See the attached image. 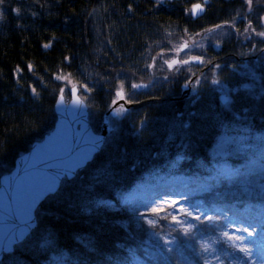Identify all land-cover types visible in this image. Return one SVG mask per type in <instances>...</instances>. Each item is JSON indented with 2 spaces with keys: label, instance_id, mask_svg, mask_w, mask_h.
I'll return each instance as SVG.
<instances>
[{
  "label": "trees",
  "instance_id": "1",
  "mask_svg": "<svg viewBox=\"0 0 264 264\" xmlns=\"http://www.w3.org/2000/svg\"><path fill=\"white\" fill-rule=\"evenodd\" d=\"M192 1L0 5V176L53 127L54 102L69 87H78L95 131L118 92L132 104L109 118L101 149L39 203L36 227L0 264H207L203 249L211 241L225 264L235 248L220 244L228 240L214 219L217 208L234 202L264 217V166L220 177L207 155L221 121L241 138L228 157L231 166L250 157L264 160V36L258 35L264 32V0H208L196 19ZM218 28L221 35L182 56L181 43ZM173 58L181 61L169 69ZM190 78L194 92L185 97ZM220 86L229 92L226 107L219 103ZM177 126L182 140L172 141ZM257 129L263 133L254 137ZM176 153L178 173L197 181L212 176L197 196L210 216L189 229L176 226L164 210L141 211L119 200L139 180L167 170ZM165 236L171 244L162 242ZM50 252L62 253L63 260L51 261Z\"/></svg>",
  "mask_w": 264,
  "mask_h": 264
},
{
  "label": "water",
  "instance_id": "2",
  "mask_svg": "<svg viewBox=\"0 0 264 264\" xmlns=\"http://www.w3.org/2000/svg\"><path fill=\"white\" fill-rule=\"evenodd\" d=\"M196 4H200L203 11L193 16L191 10ZM204 10V4L196 2L191 6L190 15L196 19ZM191 80L183 91L184 96L188 95ZM62 96L63 105L58 103ZM114 100L116 103L112 102L103 113L96 132L89 123L87 104L78 87H69L68 100L59 94L54 102L53 127L41 139L33 141L28 150L15 158L12 169L0 176V260L36 227L35 209L39 203L57 191L63 178H72L100 150L109 131V115L115 117L118 107L128 110L132 105L118 96ZM220 101H225L223 95ZM13 235L22 237L10 243Z\"/></svg>",
  "mask_w": 264,
  "mask_h": 264
},
{
  "label": "rangeland",
  "instance_id": "3",
  "mask_svg": "<svg viewBox=\"0 0 264 264\" xmlns=\"http://www.w3.org/2000/svg\"><path fill=\"white\" fill-rule=\"evenodd\" d=\"M194 2L196 1L193 0L192 3ZM216 30H212L211 32H202L203 34L197 35V38L193 39V42H191L190 44L188 42L185 43V41L183 44L181 43L180 48L183 47L181 49L186 50L185 54L182 53V56L186 57V54H189L191 56L190 51L203 47L209 42V40H214L216 35H221L223 33V30L221 28H218ZM185 45H187V47H185ZM175 52H177V49L175 50ZM173 60L181 61V59L179 58H173L170 63H172ZM65 92L66 91H64V97L66 100H68V94ZM193 92L194 87H191L188 90V94L191 95L193 94ZM228 93L229 92L225 87L220 86L219 94L223 95L225 101L223 103H219L220 105H223V107H226L228 101L230 100ZM119 108L120 107H118L117 109ZM123 114L124 111H121L120 114L116 115L115 117L121 116ZM110 117L111 116H109V118ZM216 123L218 124V131L213 137L211 145L207 150V155L210 160L212 170L213 172H215V176L227 177L240 172L241 169L242 172H250L254 171L255 169L263 168L264 160H259L256 157H250L248 158V160L239 163L237 166H231L229 164L228 157L232 155V146H235V138L237 140L241 138L236 134V132L227 129L223 122L218 121ZM262 133L263 131L259 129L252 131L254 137H258ZM170 137H172V141H177V138H179V140H182L181 129L178 126L175 127V129H172ZM160 154V150L155 152L153 154V158H158ZM107 158L110 157L106 156L105 159ZM180 158L181 154L176 153L171 163L167 166V170L161 173H157L153 178L146 176V178L139 180L132 188L123 191L119 197L120 202H129L139 208L141 211L159 212L161 213V215L164 210V213H169L171 215V219L174 221L175 225L179 226V228L182 229L192 228L197 217H209L210 211L208 210V208L202 205L201 201L197 199V196L208 189L210 184L207 182V180H209L212 176L208 175L205 177V180L203 181H205L206 183H203V181L189 180L182 173H178L177 168L174 167V163ZM124 167L125 165H122V168ZM165 182H169L173 185L172 191L165 192L159 190L153 196L141 195V193L145 189L151 188L153 185L162 184ZM178 184L180 186L177 187L176 185ZM165 208L167 209V211ZM153 209L158 210L153 211ZM217 209L218 210L215 211V213L217 212V217H212L218 221L216 223H218V226H221L220 228L223 227L224 230L222 233L224 235L225 233H227L225 237L228 240V242H220V244H224V248L228 246V244L234 246L235 248V250L230 253L228 258H226L225 264H261V262L264 261V217L262 216V212L251 210L249 211L247 207H239L234 202L220 205ZM173 217H175V220L181 221V223H176ZM249 226H254L257 228L256 237H250L248 236V232L243 231L244 228H248L249 231H252V228ZM238 228L241 229V231H237ZM229 237H231V239H229ZM236 237H243V239L239 240L236 239ZM161 240L164 243L166 241H171V239L166 236L161 238ZM216 242L217 241H211L208 244H204V247L209 248V251L206 252V255L209 256V259L206 256L207 259L205 262H207V264H221V261H217L215 259L216 255L221 254L219 245L215 247ZM165 245L168 244L165 243ZM241 247H248L252 249L253 256L246 257L244 253L239 251ZM159 252L162 253L161 251ZM48 257L51 261L59 262L63 260L64 255L60 252H50Z\"/></svg>",
  "mask_w": 264,
  "mask_h": 264
},
{
  "label": "snow or ice",
  "instance_id": "4",
  "mask_svg": "<svg viewBox=\"0 0 264 264\" xmlns=\"http://www.w3.org/2000/svg\"><path fill=\"white\" fill-rule=\"evenodd\" d=\"M4 2H5V0H0V5H3ZM247 2H248L249 4H251L252 0H247ZM202 11H203L202 6H201L200 4H196V5L193 7V9L191 10V14H192L193 16H196V15H199V13L202 12ZM218 27H219V26H218ZM258 35H260V36H264V32H260V33H258ZM45 47H48V45H45ZM185 47H187V45H185ZM177 63H178V61L173 60L172 63H170V64L168 65L169 69H172L173 66L176 65ZM182 63L187 64V63H189V61H186V60H185V61H183ZM28 67H29V69L31 70L32 66L29 65ZM177 70H179V69H177ZM19 71H20V69H19V67H18V68H17V72H19ZM214 83H217V82L214 81ZM133 87H135V88L138 89V88H140V87H145V85H139V84H137V85H133ZM33 91L35 92V89H33ZM61 91L63 92L64 89H61ZM75 91H76V89H73V92H75ZM117 96H118L120 99H124V95H123L122 92H118V93H117ZM58 103L61 104V105L64 104L63 96H62L61 99L58 101ZM115 103H116V101L114 100V101H113V104H115ZM76 104H77L78 106L80 105V101H79V99H77ZM121 111H125V109L123 108V106H121L119 109H117L116 112H115V114H116V115H119ZM50 190H51V188L48 189V191H50ZM157 210H158V209H153V211H157ZM173 219L175 220V217H173ZM197 219H199V217H197ZM175 222H176V223H181V221H178V220H175ZM150 223H154V222L150 221ZM249 227L252 228V231H249L248 228H244L243 231L248 232V236H250V237H252V236H255V237H256V235H257V231H256V229H257V228L254 227V226H249ZM237 231H241V229L238 228ZM186 234H187V230H186ZM225 235H227V233H225ZM21 237H22V236H20V235H13V236L11 237V242H10V243L19 240ZM229 239H231V237H229ZM236 239L242 240L243 237H236ZM165 243H166V244H171L172 241H166ZM171 250H172L171 248L168 249V251H171ZM203 250H204L205 252H208V251H209V248L205 247ZM161 251L163 252L164 249L161 248ZM239 251L242 252V253H244L246 257H252V256H253V251H252V249H250V248H248V247H241V248L239 249ZM215 259H216V260H219L220 257H219V256H216ZM255 259H256V258H255ZM261 264H264V261H262Z\"/></svg>",
  "mask_w": 264,
  "mask_h": 264
},
{
  "label": "bare ground",
  "instance_id": "5",
  "mask_svg": "<svg viewBox=\"0 0 264 264\" xmlns=\"http://www.w3.org/2000/svg\"><path fill=\"white\" fill-rule=\"evenodd\" d=\"M177 187L180 186L179 184L176 185ZM173 189V185L169 182H165L162 184H157V185H153L151 188L145 189L141 195L142 196H153L154 194H156L159 190L162 191H172ZM162 195V194H161Z\"/></svg>",
  "mask_w": 264,
  "mask_h": 264
}]
</instances>
